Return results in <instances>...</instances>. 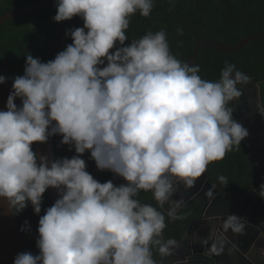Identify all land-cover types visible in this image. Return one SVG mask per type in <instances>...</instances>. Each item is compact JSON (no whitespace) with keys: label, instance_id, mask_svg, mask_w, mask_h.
Wrapping results in <instances>:
<instances>
[{"label":"clouds","instance_id":"clouds-1","mask_svg":"<svg viewBox=\"0 0 264 264\" xmlns=\"http://www.w3.org/2000/svg\"><path fill=\"white\" fill-rule=\"evenodd\" d=\"M153 7V0H55L54 21L80 17L83 26L66 29L72 43L54 59L26 55L23 75L12 78L0 110V197L14 214L29 203L39 214L46 190L59 193L39 216L38 254L19 253L13 264H158L153 249L163 258L176 241L162 238L165 215L137 194L151 191L162 207L178 184L194 186L208 164L248 136L228 107L250 79L234 64L225 62L209 81L199 65L171 53L163 29L125 43L130 18L148 17ZM52 135L76 155L38 157L33 143ZM86 151L97 169L125 183L95 179L81 158ZM226 227L241 232L244 224L232 214Z\"/></svg>","mask_w":264,"mask_h":264},{"label":"trees","instance_id":"trees-1","mask_svg":"<svg viewBox=\"0 0 264 264\" xmlns=\"http://www.w3.org/2000/svg\"><path fill=\"white\" fill-rule=\"evenodd\" d=\"M41 1L0 0V16L14 8ZM153 3L154 7L150 16L143 17L136 13L130 18L126 32L129 41L125 43L139 39L148 30L156 32L163 29L166 32L171 53L181 62L191 60L198 39H216L235 45L241 38L252 32L264 31V0H153ZM55 14L54 2L38 10L14 15L1 25L0 65L11 83L16 75H23L26 55L39 57L42 62L54 59L58 52L72 43L71 37L65 35L66 29L83 26V20L80 17L56 22L52 19ZM177 29H182V34H178ZM225 62L234 64L236 69L250 74L257 81L264 79V37L252 39L244 48L236 52H224L215 45H203L199 49L198 58L194 64L200 66L199 75L203 79L216 81L220 78ZM228 107L233 108L235 119L233 100L228 103ZM52 137L56 159L71 158L76 155L74 147L70 148L69 145L60 143L62 139L60 135H52ZM247 147L246 142L242 140L240 146H234L223 159L207 166L214 174L234 175L232 181L223 184L229 191L237 190L239 182L248 174V163L251 164V159ZM90 155V151H86L81 158L86 161V170L95 179L102 183L111 180L116 185L125 183L122 177L111 171L97 169ZM231 161L237 162L238 165L235 168L232 167ZM136 199L141 203L152 204L163 213V207H160L153 199L151 191L141 190ZM51 205L52 202L46 190L39 214L34 212L30 203L23 211L16 214L26 251L34 255L39 252L36 247L39 216L43 215L45 209ZM25 221L28 222L27 227L30 231H21ZM177 228L178 223L173 227V233L176 236L182 233H178ZM158 260L160 264L161 259Z\"/></svg>","mask_w":264,"mask_h":264},{"label":"water","instance_id":"water-1","mask_svg":"<svg viewBox=\"0 0 264 264\" xmlns=\"http://www.w3.org/2000/svg\"><path fill=\"white\" fill-rule=\"evenodd\" d=\"M55 0H42L36 4L14 8L0 16L1 25L13 17L14 15L38 10L54 3ZM264 37V31H255L240 39V41L231 45L228 42L216 39H198L195 45L193 56L190 61L186 62L194 64L198 58L199 49L203 45H215L224 52H236L244 48L252 39ZM0 75L6 77V81L0 84V110H6V101L9 93L12 91V83L5 74L0 65ZM15 103L21 106V100L16 98ZM235 120L241 123L248 130V136L244 138L252 160L256 165V172L261 179V185L264 184V152L262 147H256L258 139L264 140V121L262 119L248 118L246 110H235ZM33 149L39 156H47L48 159L55 160V149L53 137L50 136L44 143L34 142ZM257 186L258 189L264 187ZM179 199L187 196L190 202V210L186 206L185 217H180L181 221L187 222L194 220L198 223L201 220L206 222L203 231H190L192 237H188L185 241V235L178 242L181 244L189 243V255L195 256V260L183 264H219L220 260L217 252L223 258L224 264H264V201L261 197L254 194V191H237L233 193H224L223 189L218 184L213 183L210 171L206 170L199 178L195 180L194 186L185 188L183 184H178L177 187ZM52 204L59 198L58 190L55 188L47 189ZM211 190L212 195H206ZM182 209V208H180ZM179 209V210H180ZM196 212L199 215H196ZM177 214H179L177 212ZM235 214L241 218L244 227L256 230V234H244L236 232L238 236L237 242L234 237L230 236L228 230L232 228L226 227L230 215ZM261 214V217L256 218ZM179 216V215H177ZM246 219L248 221H246ZM250 224H249V223ZM263 229H259V225ZM223 226V227H222ZM246 231V230H245ZM262 233V234H261ZM215 234L216 244L212 249L210 237ZM261 234V235H260ZM188 236V235H187ZM190 236V235H189ZM250 239L244 244L246 239ZM242 241V244H239ZM251 244V246H250ZM178 247V246H177ZM228 247L233 250L239 258L235 262L231 259V253L228 252ZM27 252L24 241L16 219V214L9 207L6 198L0 197V264H13L17 254ZM223 252V256H222ZM185 255L173 254L172 261H181ZM166 261V259H164ZM174 264V263H172Z\"/></svg>","mask_w":264,"mask_h":264},{"label":"flooded vegetation","instance_id":"flooded-vegetation-1","mask_svg":"<svg viewBox=\"0 0 264 264\" xmlns=\"http://www.w3.org/2000/svg\"><path fill=\"white\" fill-rule=\"evenodd\" d=\"M246 75L250 78L249 82L246 84L238 85V87L240 88V90L242 92V95L239 99L233 100L234 101V110H236V109L244 110L245 109L248 118L262 119L264 121V115H262L258 111V110L264 109V79L257 81L253 77H251L250 74L246 73ZM256 141H257V144L255 146L259 147V148L263 146L262 149L264 152V140L262 139V141H261L260 139H258ZM248 153H249V157L251 159L250 160L251 164L248 163V165H249L248 174L246 175V177L243 176L244 178H242L241 182H239L240 184H238L237 190L229 191L227 188H225L223 186V183H221L217 179L219 176H225L229 182V181H232V179L234 178V175L228 176L225 173L224 174L223 173L214 174L210 171V175H212V181L215 184H218L219 187H221L223 189L224 193L230 194V193L237 192V191H244V192L245 191H254V194L258 195L257 194L258 190L264 191V189H258L257 188V186L261 185L262 177L259 176L258 171L256 172V165H255L254 161L252 160V157H251L250 152H249V148H248ZM231 165H232V167L234 166V168H235L236 165H238V164L235 161H231ZM263 172H264V164H263ZM260 200L264 201V198L261 197ZM187 205L188 206L190 205L189 199L187 200V196H184L183 198L179 199L178 189L176 188V191L173 193L171 198L163 204V206H162L163 207V214L165 215V214H169V212H171L172 215L175 217H177V215H179V217H182L185 215L184 210L186 209ZM180 208H182V209H180ZM177 212L179 214H177ZM259 217H261V214L258 215L256 218L258 219ZM246 221H248V220L246 219ZM193 226L190 228V230L188 232L194 231L196 233V231H203L205 226H206V222L204 220H201L199 223H197V225L195 227H193ZM258 227H259V229L260 228L263 229V226L261 224ZM243 230H246L249 234L256 233V230L254 231V229H251L248 227H244ZM233 233L235 235H237V233L235 231H233ZM162 238L164 240H167L165 238V236H163ZM184 239H185V241H187L186 237ZM219 243L220 242H216V240H215V243H213V248L215 247L216 244H219ZM187 250H189V243L181 244L178 247L175 246L173 248L171 254L168 256H165L163 258L160 257V255L156 252L155 248L153 249V253H154V258H156L157 260L161 259L162 262H166L168 264H172V263L183 264L184 262L189 263V262H192L193 260H195L194 256L186 255ZM174 253H178L179 255H186V256L184 257L183 260H181L179 262L178 261L173 262L172 258H173ZM217 255L220 258V260H218V263L224 264V262H223L224 260H223V258H221L219 252H217ZM164 259H166L167 261H164ZM166 263H163V264H166Z\"/></svg>","mask_w":264,"mask_h":264},{"label":"crops","instance_id":"crops-1","mask_svg":"<svg viewBox=\"0 0 264 264\" xmlns=\"http://www.w3.org/2000/svg\"><path fill=\"white\" fill-rule=\"evenodd\" d=\"M190 206V205H189ZM179 221V223L183 226V228H181V234L180 235H177V236H175L174 237V233L172 234V236H171V239H174L175 241H176V245L175 246H179L180 245V243L178 242V240L181 238V237H183V235H186V236H184V237H186V238H188V237H192V234H190V232H188L189 230H190V225L192 224L193 225V223H187V222H182V221H180V220H178ZM185 227V228H184ZM230 230V229H229ZM230 234H231V236H233L234 237V239L237 241V242H239L238 241V237H237V235H235L234 233H233V231H231L230 230ZM262 234V233H261ZM260 234V235H261ZM188 235V236H187ZM190 235V236H189ZM215 240H216V238H215V234H213L212 235V237H210V241H211V243H212V245H211V247H212V249H213V243H215ZM249 241H250V239H249ZM250 246H251V244H250ZM189 250H187V253H186V255H189L188 252ZM228 252H230L231 253V259H233V257L235 256V254H234V252H233V250H231V248H229L228 247ZM185 255V256H186ZM222 256H223V252H222Z\"/></svg>","mask_w":264,"mask_h":264},{"label":"rangeland","instance_id":"rangeland-1","mask_svg":"<svg viewBox=\"0 0 264 264\" xmlns=\"http://www.w3.org/2000/svg\"><path fill=\"white\" fill-rule=\"evenodd\" d=\"M165 223H166V227L163 230V236H165L166 239H171V236L173 234V227L175 226V224L178 223V228H177L178 233L181 232V228H183V226L179 223L178 219L173 215L169 216V214H165ZM175 236L176 235L174 234V237Z\"/></svg>","mask_w":264,"mask_h":264},{"label":"bare ground","instance_id":"bare-ground-1","mask_svg":"<svg viewBox=\"0 0 264 264\" xmlns=\"http://www.w3.org/2000/svg\"><path fill=\"white\" fill-rule=\"evenodd\" d=\"M54 142V141H53ZM33 148V147H32ZM54 149H55V146H54ZM35 151V150H34ZM56 158V157H55ZM49 194V193H48ZM16 219H17V217H16ZM18 222V221H17ZM20 229V228H19ZM231 230V229H230ZM230 230H228V233L230 234ZM242 232L244 233V234H247L248 232L247 231H245V230H242ZM256 234V233H255ZM231 236V235H230ZM249 241V239L247 238L246 239V241H245V245H246V243ZM239 244H242V241H240V243ZM247 246V245H246ZM235 254V253H234ZM194 258H195V256H194ZM239 258L235 255L234 257H233V261L235 262L236 260H238ZM184 263H187V262H184ZM213 264V263H212Z\"/></svg>","mask_w":264,"mask_h":264}]
</instances>
